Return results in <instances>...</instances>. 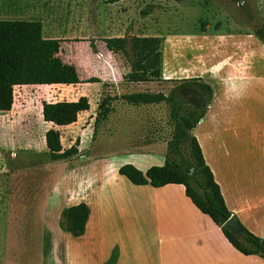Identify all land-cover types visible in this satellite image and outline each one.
<instances>
[{
	"label": "crops",
	"instance_id": "0c3cea01",
	"mask_svg": "<svg viewBox=\"0 0 264 264\" xmlns=\"http://www.w3.org/2000/svg\"><path fill=\"white\" fill-rule=\"evenodd\" d=\"M113 56L114 51L103 46L102 57L113 66L114 79L107 81L105 69L97 79L95 125L82 123L74 132L80 146L90 140V149L79 161L87 169L73 172L65 166L50 175L42 224L46 264H264V258L244 255L228 243L185 184L136 185L119 174L127 164L143 173L154 166L172 167L170 146L157 137L161 129L148 127L151 123L143 119L142 113L154 104L126 99L131 94L126 90L136 82L126 84V65L117 68ZM193 60L198 66L193 76L207 83L212 95L190 133L227 209L264 240V42L242 28L208 24L194 38ZM170 77L162 64L156 85L164 95ZM79 79L76 84L41 86L72 87L76 95L67 100L86 96L90 106L89 93L78 88L93 83ZM89 111L91 106L66 126L41 119L45 131L59 130L62 147L67 148L71 145H63V133L69 140L80 116ZM11 112L12 107L5 114ZM96 140L115 149L99 155L91 149ZM79 203L87 205L88 217L83 233L73 236L61 225L62 212Z\"/></svg>",
	"mask_w": 264,
	"mask_h": 264
},
{
	"label": "rangeland",
	"instance_id": "374dc122",
	"mask_svg": "<svg viewBox=\"0 0 264 264\" xmlns=\"http://www.w3.org/2000/svg\"><path fill=\"white\" fill-rule=\"evenodd\" d=\"M0 19L40 21L43 36L59 41L60 58L76 67L82 82L93 83L78 88V92L89 93L91 111L80 116L69 140L64 129V146L80 139L74 133L79 132L80 124L95 125L97 79L104 76V69L108 74L105 79L113 82L114 68L103 60V46H123L125 52L114 51L117 68L126 65V74L135 70L140 74L135 81L127 77L126 84L136 83L126 92H160L156 81L163 64L172 78L162 90L168 94L177 88L175 97L183 108L179 110L171 102L156 103L142 113L143 119L151 123L148 127L161 129L157 137L170 146L172 169L185 176L192 197L205 206L192 178L200 179L211 190L206 182L208 173L194 142L177 138L176 121L187 107L199 106L204 95L192 85H181V81L194 78L192 72L198 70L193 60V43L201 33V25L253 32L264 23V0H0ZM133 46H142L138 56L144 59L135 67L131 66L137 57L132 53ZM73 90L66 86L15 87L12 112L0 113V264H46L47 242L42 240V224L50 175L65 166L73 172L87 169L86 163L79 161L90 149L89 139L82 146L79 141L81 151L69 164L66 160H51L45 145L41 103L71 99L76 95ZM91 149L108 155L115 148L96 140ZM190 167L192 170L188 171Z\"/></svg>",
	"mask_w": 264,
	"mask_h": 264
},
{
	"label": "trees",
	"instance_id": "16d2710c",
	"mask_svg": "<svg viewBox=\"0 0 264 264\" xmlns=\"http://www.w3.org/2000/svg\"><path fill=\"white\" fill-rule=\"evenodd\" d=\"M107 1L114 3L120 0ZM201 30H204L202 25ZM253 33L260 41L264 42V23L255 28ZM106 47L112 51L122 50L125 52L123 46L107 44ZM137 47L139 48L137 49ZM133 48L132 53L137 55V57L133 59L131 66L135 67L143 63L144 59L138 56V52L142 46H133ZM60 50L61 46L57 39L45 38L43 36V28L40 21L0 19V113L8 112L11 109L14 88L16 86L69 85L80 82L76 67L73 64L64 62L60 58ZM136 60H142V62H136ZM153 65L157 67L156 63ZM130 73L129 76L134 81L140 77L137 70ZM159 77L160 72L158 71V79ZM181 85H192L204 95V101L199 106L193 108L187 107L182 115L176 116L179 119L176 120L178 122L177 130H179L177 138L179 137L181 140L190 139L194 142L199 152L201 165L208 173L206 182L212 186V189L209 190L200 179L194 176L192 178L205 202V206L202 207H205L214 217L215 223L220 228L221 233L236 250L244 255H256L264 258V253L259 250L260 243L264 240L249 231L239 219H237L240 228L239 233H234L222 227L223 223L232 215V212L225 206L219 186L213 180L209 167L204 163L195 138L190 134L191 129L204 115L205 108L212 95V89L207 83L196 77L182 80ZM176 90L177 88H173L167 95L161 92L131 93L126 99L136 104L166 102L169 105V102H171L173 106H177L180 110L183 106H181V103L175 97ZM89 107V101L86 96H79L76 100L43 101L41 103V115L45 122H50L56 126H66L76 122L78 115L81 112L87 111ZM44 138L48 156L51 160L65 161L79 153V140L77 139L71 146L63 148L60 132L55 128L47 129L44 133ZM190 170H192L191 167L188 168V171ZM118 172L136 185L150 184L156 187L168 183L185 184V176L183 174L161 166L150 167L143 173L134 166L127 164L121 166ZM186 190L191 195L190 190L188 188ZM87 217V205L79 203L63 210L61 225L73 236H79L84 231Z\"/></svg>",
	"mask_w": 264,
	"mask_h": 264
},
{
	"label": "water",
	"instance_id": "95a60500",
	"mask_svg": "<svg viewBox=\"0 0 264 264\" xmlns=\"http://www.w3.org/2000/svg\"><path fill=\"white\" fill-rule=\"evenodd\" d=\"M223 228H226L234 233H239L240 232V228L238 225V221L236 216L231 215L222 225ZM260 252L264 253V241H262L260 243V248H259Z\"/></svg>",
	"mask_w": 264,
	"mask_h": 264
}]
</instances>
